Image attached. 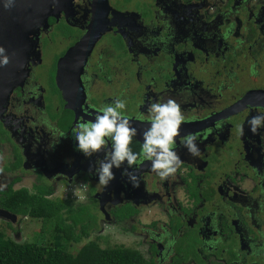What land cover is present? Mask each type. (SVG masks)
<instances>
[{"label":"flooded vegetation","instance_id":"obj_1","mask_svg":"<svg viewBox=\"0 0 264 264\" xmlns=\"http://www.w3.org/2000/svg\"><path fill=\"white\" fill-rule=\"evenodd\" d=\"M0 46L10 57L0 67V195L31 173L48 200L84 179L89 224H125L153 264H264V127L248 125L264 114V0H14L0 7ZM117 98L136 152L149 98L181 106L174 175L162 181L144 160L128 169L139 187L123 165L103 190L104 151L85 157L72 128ZM189 132L199 156L181 145ZM17 158L28 169L18 178Z\"/></svg>","mask_w":264,"mask_h":264},{"label":"clouds","instance_id":"obj_2","mask_svg":"<svg viewBox=\"0 0 264 264\" xmlns=\"http://www.w3.org/2000/svg\"><path fill=\"white\" fill-rule=\"evenodd\" d=\"M0 7L11 10L14 7V0H3ZM9 63L7 49L0 46V67H7ZM125 108L126 101L117 98L112 103L102 106L94 119L78 122L72 128L76 150L85 157L104 151L103 159L96 161L95 175L98 177V183L107 187L115 179L113 169H121L127 164L121 175L127 176L134 188L139 187V178L135 172H129L128 169L138 166V162L144 160L151 162L152 171L162 181L174 175L182 164L175 151L176 138L180 136V127L185 120L181 106L171 98L167 101H153L149 98L147 120L150 126L143 132V142L140 144L139 152L131 147L138 130L124 114ZM143 118L142 115L137 117V119ZM248 125L250 131L254 135L257 134L259 129L264 127V114L252 117L248 120ZM198 135L199 133L189 132L181 137V145L192 156L200 155L196 143ZM60 136L63 137L64 134L60 133ZM109 141L110 147H108ZM78 186L77 188L72 186L74 188L72 192L83 190ZM13 215L16 216L14 213Z\"/></svg>","mask_w":264,"mask_h":264},{"label":"trees","instance_id":"obj_3","mask_svg":"<svg viewBox=\"0 0 264 264\" xmlns=\"http://www.w3.org/2000/svg\"><path fill=\"white\" fill-rule=\"evenodd\" d=\"M13 168V167H12ZM11 168V169H12ZM10 169V170H11ZM36 193L25 188L1 192L0 207L15 215H28L35 218H53L55 229L61 232L65 240L78 242L87 238L94 222L93 209L79 204L76 207L48 200L44 197L49 189L35 185ZM65 209L62 217L61 210ZM0 264H153L145 260L138 250L130 247H100L95 240H89L71 254L60 245L46 246L36 242L14 243L0 241Z\"/></svg>","mask_w":264,"mask_h":264},{"label":"rangeland","instance_id":"obj_4","mask_svg":"<svg viewBox=\"0 0 264 264\" xmlns=\"http://www.w3.org/2000/svg\"><path fill=\"white\" fill-rule=\"evenodd\" d=\"M245 85L246 83H250L248 79L242 80ZM262 84L264 85V77L262 80ZM245 85L243 87H245ZM239 86V85H238ZM237 87V86H236ZM7 158L9 155H5ZM18 162V170L15 172L16 177L18 178L19 172L23 173L26 169L23 168V164L17 158ZM36 173H31L30 178H26L24 175H21V179L19 180L17 186L16 184L13 187L25 188L28 192L32 193L35 191V186L31 187V180L34 182L41 181L42 186L47 185L44 181L45 179L40 178V180L36 179ZM77 181L81 182L84 186L85 194L88 193L85 189H88L87 182L80 178L72 179L71 181L64 182L63 185L72 184L73 187H77ZM17 189V188H14ZM81 191V193H80ZM58 195L52 196L49 199L56 201H65L69 206L76 207L79 204L84 203L85 199L82 198L83 190H77L75 192L71 191V195L61 192V188H58ZM79 196V197H76ZM81 196V197H80ZM89 204H92L91 202ZM62 217L65 216V212L62 211ZM56 221L53 218H35L30 217L28 215H20L13 222H9L5 219L0 218V241H9L14 243L21 242H36L41 245L53 246L60 245L66 252L71 254H75V252L80 248V246L86 243L89 240H95L100 247H113V246H122V247H130L135 248L134 244L135 236L131 235V232L127 229L125 224L118 229V224L115 223H99V227L95 230H92L87 238L81 237L78 242L65 240L61 234L55 229ZM133 237V238H132ZM137 249L140 254L146 259L147 255L141 246H137ZM177 253V252H176ZM172 257V261H175Z\"/></svg>","mask_w":264,"mask_h":264},{"label":"water","instance_id":"obj_5","mask_svg":"<svg viewBox=\"0 0 264 264\" xmlns=\"http://www.w3.org/2000/svg\"><path fill=\"white\" fill-rule=\"evenodd\" d=\"M25 9H26V8H25ZM26 11H27V13H26ZM26 11H24L23 14L28 15V10L26 9ZM20 13H22V12H20ZM24 18H25L24 20H23V18H22V21H27L26 16H25ZM92 42H93V41L90 40V43H92ZM88 51H89V48L85 50V52H84V55H85V56L87 55ZM79 55H80V53H79ZM68 59H69L68 54H65V55L59 60V65H65V63H67V62L69 61ZM67 60H68V61H67ZM81 61H82V60H81ZM76 65H79V61H78V63H77ZM64 100H65V99H64ZM65 101H66V100H65ZM67 103H68V102L66 101V104H67ZM91 119H94V117H93V118H89V119H87V120H91ZM108 147H110V141H109ZM137 152H139V150H138ZM126 165H127V164H125V166H126ZM138 165H139V163H138ZM137 167H138V166H137ZM103 190H104V186H103ZM107 191H108V190H107ZM100 209L103 210L102 208H100ZM0 218L13 220L14 215L11 214L10 212H8L7 210L3 209V208H0Z\"/></svg>","mask_w":264,"mask_h":264},{"label":"crops","instance_id":"obj_6","mask_svg":"<svg viewBox=\"0 0 264 264\" xmlns=\"http://www.w3.org/2000/svg\"><path fill=\"white\" fill-rule=\"evenodd\" d=\"M26 169H27V167H26ZM32 169V168H31ZM28 170V169H27ZM77 188V187H76Z\"/></svg>","mask_w":264,"mask_h":264}]
</instances>
